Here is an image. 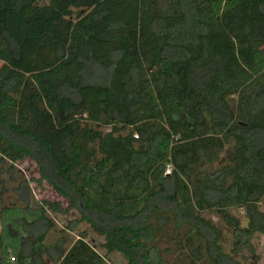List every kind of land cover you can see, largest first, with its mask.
I'll use <instances>...</instances> for the list:
<instances>
[{
	"label": "trees",
	"instance_id": "16d2710c",
	"mask_svg": "<svg viewBox=\"0 0 264 264\" xmlns=\"http://www.w3.org/2000/svg\"><path fill=\"white\" fill-rule=\"evenodd\" d=\"M0 62L1 155L70 201L0 206V264H109L83 236L46 246L70 208L129 264L164 243L171 264H240L264 236V0H0Z\"/></svg>",
	"mask_w": 264,
	"mask_h": 264
},
{
	"label": "rangeland",
	"instance_id": "374dc122",
	"mask_svg": "<svg viewBox=\"0 0 264 264\" xmlns=\"http://www.w3.org/2000/svg\"><path fill=\"white\" fill-rule=\"evenodd\" d=\"M1 66L2 63L0 62V67ZM87 101H94L93 93H88ZM51 123V120L50 123L49 120L45 122L44 125L46 128L42 129V134H44L45 129H47ZM104 130L109 131V129ZM4 148L5 145L0 148V194H2L0 198V206H21L23 205L21 198L26 194L31 202H34V205L37 202L47 200L51 202H60L64 209L70 207V201L49 182L42 179L40 168L33 160L27 159L25 161L13 163L14 154L5 158L1 155ZM57 154H59L58 151ZM223 158V163H225V154ZM11 166L14 169L9 172ZM216 168H218V164L214 165V169ZM169 171L170 169L168 168V172ZM20 187L24 189L22 196L20 193L16 192ZM68 211L69 212L65 215L50 214L56 226L49 233L46 240V246L50 247L59 244L64 240L66 241V244L63 245V250L64 252H68L71 245L83 236L85 241L98 254L107 256L109 264H129L128 259L122 253L118 251L112 253L107 252L104 246L106 244L105 236L92 223L84 219L78 209L70 208ZM230 215L239 220L241 228H246L248 226L249 220L244 209H231ZM202 217L209 227L219 233L218 242L222 245L224 251L231 254L232 250L235 248L236 238L232 235L230 227L219 217L216 211L211 210L205 212L202 214ZM250 244L251 246H243L239 255H233L232 253L230 256L240 264H264V236L256 235L251 240ZM170 247H172V244L164 243L161 245V257H154L156 264H171L172 262H176L178 259L177 254L164 252V249ZM52 254L53 256L46 257V264H56L55 261L57 255L54 253Z\"/></svg>",
	"mask_w": 264,
	"mask_h": 264
},
{
	"label": "built area",
	"instance_id": "2783aa9c",
	"mask_svg": "<svg viewBox=\"0 0 264 264\" xmlns=\"http://www.w3.org/2000/svg\"><path fill=\"white\" fill-rule=\"evenodd\" d=\"M12 261L14 262V261H15V259H14V258H12Z\"/></svg>",
	"mask_w": 264,
	"mask_h": 264
}]
</instances>
